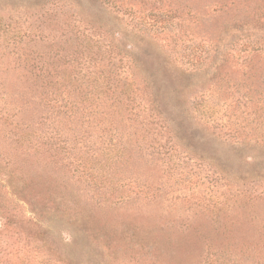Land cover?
I'll list each match as a JSON object with an SVG mask.
<instances>
[{
	"label": "rangeland",
	"instance_id": "rangeland-1",
	"mask_svg": "<svg viewBox=\"0 0 264 264\" xmlns=\"http://www.w3.org/2000/svg\"><path fill=\"white\" fill-rule=\"evenodd\" d=\"M53 1L60 0H0V184L6 169L20 172L28 180L21 198L31 205L7 194L9 205L28 218L31 207L37 209L33 197L40 209L62 210L63 219L49 217L53 232L34 233L17 251L15 240L1 244L0 217V264H264V196L257 192L264 180L256 182V194L239 195L238 188L253 185L226 178L217 164L228 159L237 172L253 162L225 149L214 153L208 137H199L207 132L203 121L179 137L155 125L146 132L122 118L100 125L101 115L88 121L82 112L73 122L59 121L60 107L44 99L50 91L85 89V96L87 89L103 90L99 74L128 69L116 53L130 50L133 66L140 67L133 68L136 75L142 68L164 74L170 86H192L188 106L215 108L217 122L223 121L227 106L237 107L238 89L254 87L259 78L252 73L264 70L258 54L229 57L211 50L226 51L235 42L231 20L241 10L232 11L227 0H169L172 7L165 3L160 11L145 0H78L89 18L114 28L106 40L93 39L101 53L93 40H68L84 22L77 9H69V18ZM252 2L251 8L259 0ZM43 4L58 21L38 29L35 15L47 10ZM137 23L144 31L133 30ZM223 38L229 41L224 46ZM108 44L115 48V65ZM44 64L54 75L49 91L31 77L33 66ZM96 99L92 95L82 106L94 100L97 109L108 107ZM255 109L254 100L248 110ZM22 135L35 147L18 143Z\"/></svg>",
	"mask_w": 264,
	"mask_h": 264
},
{
	"label": "trees",
	"instance_id": "trees-1",
	"mask_svg": "<svg viewBox=\"0 0 264 264\" xmlns=\"http://www.w3.org/2000/svg\"><path fill=\"white\" fill-rule=\"evenodd\" d=\"M145 1L153 4L154 8L159 11L163 9L162 6L165 3L169 4V7H172L171 1L169 0ZM252 1L254 0H227V3L230 2L229 8L232 11L236 9L241 10V12L231 20V25H233L231 28L233 34L232 38L235 39H233L235 42H230L231 45L226 51H220V46L212 48L211 50H214L215 54L220 55L225 53L231 57L235 56L237 53L242 54V51L243 53L253 55L258 54L264 59V0H259V3L251 8ZM60 2L62 4H59ZM46 4H43V9L49 6ZM52 5L55 7L61 5L63 9L66 8L62 14L67 15L69 18H72L69 9L74 7L77 9V13L75 14L79 15L80 22H84L83 24L80 23V27L76 33L74 32L75 38L72 37L70 32L69 41L72 39L79 40V38L83 41L88 39L93 40L96 37L99 40H106L107 36L110 37L114 32L111 23L106 22L103 18H89L87 14L80 9L78 0L53 1ZM49 8L46 7L47 10L42 14L40 12L36 13L35 22H39L38 29H45V27H49L53 21H58L57 18L52 20L53 16L51 11L49 13ZM218 9H222V7H218ZM172 10L173 8H170L168 12H172ZM246 13L247 16L245 15ZM130 14L132 17L131 19H135L134 16L136 12L132 10ZM137 27L144 31V28L138 23L134 24L132 28L134 30ZM125 29L129 31V27H125ZM71 31L73 33V30ZM67 34H69L68 30ZM67 34L63 32V36ZM117 34L120 37L124 36L123 34L121 35L120 31H117ZM223 40V46L229 42L224 38ZM93 42H95V46H97L98 50L101 52V44H97V41L94 40ZM81 46L82 49L85 47L84 44H81L79 45L80 49ZM130 46H133V43L129 45V48H131ZM105 51L108 55L109 62L115 65L116 57L114 55L115 48L113 44H108ZM123 52L124 51L116 54L122 55L119 59L120 64L126 65L129 68H125L121 74H114V72L108 74L100 73L99 75L103 77V80H100L101 84L99 87L103 88V90L87 89L85 96H83L85 89L79 90L77 88L70 90L66 89L64 91H50L49 93L51 94L47 93V96L44 98L46 103L53 107H60L55 118L60 121L63 116L65 119L73 122L82 112L81 118L88 121L93 120V117L95 119L97 115H101L102 119L99 120L100 125L107 122L112 123L113 120L122 118L130 122H138L143 126L146 132L149 131V127L152 128V125H155L156 129H163L169 134H176L178 137L179 132H182V130L200 129L199 124L203 121L205 127H207V132H205V134H200L199 137H208L212 147L211 149L214 153L219 154L221 149H225L227 151L229 150L228 152L230 154L232 153L231 157L240 154L241 158H244L240 160L249 159L253 162L251 167L237 172H234L233 168H231L232 164L228 159L223 160L222 165L218 163L217 166L222 167L220 168V172L226 178L243 181L244 183L249 181L253 185L252 189L249 190L238 188L237 193L239 195L251 196L252 194H256V182L260 179L264 180V70L262 73L261 70H259L260 72L254 70L252 76H258L259 78L253 82L255 86L246 88L244 92L238 89L242 93L240 94L238 92L240 96L237 99V107H233L232 105L227 106L226 109L229 112L226 111V114L223 115L227 118L217 122L216 116L219 111L215 108L205 105H196L195 107L188 106L190 99H188L186 93L192 92V86L189 88L177 84L170 86L167 84L169 78L164 76V74L160 76L159 74H149L142 68L139 74L137 73L136 75L133 68L139 69V65L133 66V62L131 61L132 58L129 54L130 50H128L129 53ZM219 52L222 53L219 54ZM206 54H208V52ZM206 54H204L203 57L206 56ZM77 58H80V56H77ZM24 59L26 60V58ZM96 59L97 57L95 60ZM89 60L92 63L94 58H90ZM71 61L73 60L67 61V63L71 65ZM213 63L214 62L211 64L213 65ZM31 73V77L37 80L36 84L42 81L46 88H51L50 83H53L52 78L54 75L45 64L41 67L38 65L33 66ZM91 73L92 72L89 74ZM197 74H199V72H197ZM60 77H62L61 73ZM138 80L140 81L137 82ZM257 82L259 84H257ZM92 95L94 100L98 98L107 102L108 107L103 110L97 109L94 100L89 105L82 106V103L88 101ZM59 98L62 99V101L67 98L66 103L59 104ZM69 98L73 99L70 100ZM254 100L257 101V109H255V111H249L248 108ZM238 111L239 114H236ZM48 119L49 117L46 116L45 120ZM102 129L107 131L105 130L106 128ZM42 138L46 139L47 136L45 135ZM18 143L27 146V149L35 147V141L26 135L19 137ZM36 143L39 144V142ZM47 143L48 142H44L42 145ZM109 145H114L112 140L109 142ZM3 174V184H0V217L2 221L1 244L12 243V241L15 240L14 244H17L15 248H17L18 251L22 249L26 242L32 241L30 237L34 236V233L44 232V230L52 233L54 230L53 222L51 223L48 221V218L63 219V213L62 210H53L51 206L40 209V207H38V201L36 198L32 197L30 200L36 204L37 209L31 207V216L27 218L20 209L18 210L17 207L12 208L7 198V194H9L17 200H23L21 202L30 204L31 202L27 201L25 197L21 198V194L26 192L24 183H27V178L14 169H6ZM32 188H34V186ZM3 192H5L6 198ZM257 192L259 196H264V189L260 190L259 187H257ZM17 204H20V202ZM209 243L207 244L209 245Z\"/></svg>",
	"mask_w": 264,
	"mask_h": 264
}]
</instances>
